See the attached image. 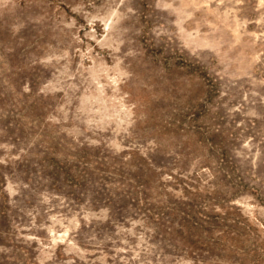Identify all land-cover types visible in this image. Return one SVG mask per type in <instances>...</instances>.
Wrapping results in <instances>:
<instances>
[{"label": "rangeland", "instance_id": "1", "mask_svg": "<svg viewBox=\"0 0 264 264\" xmlns=\"http://www.w3.org/2000/svg\"><path fill=\"white\" fill-rule=\"evenodd\" d=\"M0 264H264V0H0Z\"/></svg>", "mask_w": 264, "mask_h": 264}]
</instances>
